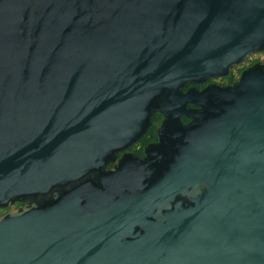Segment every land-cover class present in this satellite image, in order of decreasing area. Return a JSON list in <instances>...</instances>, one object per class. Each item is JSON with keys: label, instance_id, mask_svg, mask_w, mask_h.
Wrapping results in <instances>:
<instances>
[{"label": "water", "instance_id": "water-1", "mask_svg": "<svg viewBox=\"0 0 264 264\" xmlns=\"http://www.w3.org/2000/svg\"><path fill=\"white\" fill-rule=\"evenodd\" d=\"M263 51L264 0H0V264H264V59L196 88Z\"/></svg>", "mask_w": 264, "mask_h": 264}, {"label": "flooded vegetation", "instance_id": "flooded-vegetation-1", "mask_svg": "<svg viewBox=\"0 0 264 264\" xmlns=\"http://www.w3.org/2000/svg\"><path fill=\"white\" fill-rule=\"evenodd\" d=\"M264 52V51H263ZM264 58L262 59H256L254 61H252L247 67H242L240 70H245L247 69L248 67L252 66L254 63L258 62V61H261L263 60ZM229 77H226V78H221L223 79L226 83H219V82H216L218 80V78H214V79H211L210 81H208L207 83L203 84V85H199V86H196V88L202 90L210 85H213V84H219V85H223V86H228V85H231L233 83H235L236 81H233V82H229ZM240 78V77H239ZM190 87L192 86H189L185 89V91L187 89H189ZM185 118V117H184ZM183 118V119H184ZM187 119V118H186ZM164 121V116L162 114H155L154 117H153V120H152V125L151 127L148 129V131L134 144L132 145L131 147H129L128 149L120 152L117 154V157H116V161H119L125 154H129V153H134L136 154L137 156L139 157H144L145 156V148L146 146H148L149 144H153V143H157L159 141V135H158V132H159V129L162 125ZM185 123H188L189 122V119H187V121H184ZM116 166V163H109L105 169L107 170H111L113 169L114 167ZM93 175H89V178L88 179H91ZM25 206V204L23 202H18V203H15L13 204L11 207L7 208V209H0V214L6 212L7 210H10V209H18V208H21Z\"/></svg>", "mask_w": 264, "mask_h": 264}, {"label": "rangeland", "instance_id": "rangeland-1", "mask_svg": "<svg viewBox=\"0 0 264 264\" xmlns=\"http://www.w3.org/2000/svg\"><path fill=\"white\" fill-rule=\"evenodd\" d=\"M262 58H264V52H260V53H257L255 55L251 56L247 61H245L243 64L239 65L236 69H234L233 73L238 77L239 69H241L242 67H247L252 61H254L256 59H262ZM216 82L226 83L221 78H218V80Z\"/></svg>", "mask_w": 264, "mask_h": 264}, {"label": "trees", "instance_id": "trees-1", "mask_svg": "<svg viewBox=\"0 0 264 264\" xmlns=\"http://www.w3.org/2000/svg\"><path fill=\"white\" fill-rule=\"evenodd\" d=\"M244 70H240L239 73H238V77L234 74V73H231L230 76H228L229 78V82H233V81H237L239 79V77L241 76V73L243 72ZM184 121H187L186 118H184Z\"/></svg>", "mask_w": 264, "mask_h": 264}]
</instances>
